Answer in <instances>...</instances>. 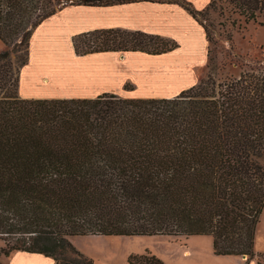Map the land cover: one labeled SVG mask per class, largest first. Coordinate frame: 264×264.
Wrapping results in <instances>:
<instances>
[{
	"label": "trees",
	"instance_id": "1",
	"mask_svg": "<svg viewBox=\"0 0 264 264\" xmlns=\"http://www.w3.org/2000/svg\"><path fill=\"white\" fill-rule=\"evenodd\" d=\"M226 1L246 23L264 0H0V264L14 252L56 264H93L77 236H211L216 256L255 253L264 208V70L209 77L170 99L27 100L19 96L36 28L68 6L177 4L195 19ZM75 53L158 56L175 41L141 31L95 30ZM14 53L16 54L15 59ZM128 264H166L146 252Z\"/></svg>",
	"mask_w": 264,
	"mask_h": 264
},
{
	"label": "crops",
	"instance_id": "2",
	"mask_svg": "<svg viewBox=\"0 0 264 264\" xmlns=\"http://www.w3.org/2000/svg\"><path fill=\"white\" fill-rule=\"evenodd\" d=\"M187 1L193 7L194 2L198 3L194 7L197 11H202L207 6V0ZM109 29L141 31L175 41L179 47L158 56L141 52L125 53L124 57L114 52L86 56L75 53L74 37L95 30ZM4 47L0 41V51ZM207 49L208 41L203 26L184 7L177 4L139 2L109 7L68 6L47 18L34 31L30 41L29 62L20 73L19 96L27 100H52L95 99L103 94H114L123 99H170L196 85L193 66L206 63ZM181 54L190 56L171 61L170 58L180 57ZM200 57L203 62L194 64L193 61ZM156 60L163 63L158 67L163 73L153 77L147 71L149 73L144 75L145 82L154 83V86H149L147 90H127V84L140 83L141 77L133 73L135 68L153 69L144 64ZM65 80L70 88L48 86ZM153 80L159 81L161 86ZM259 231L260 225H257L256 236H259ZM200 237L203 236L176 238H186L185 247L181 248L179 257H164L161 260L166 264H191L193 260L200 261V254L196 252L200 249L197 239ZM74 242L75 240L72 243L76 246ZM256 248L255 238V253L264 255L258 253ZM208 255L207 260L213 264H258L257 258L250 259L247 256H216L213 238L212 249ZM2 261L4 262L3 259ZM5 262L56 264L53 258L28 252H14Z\"/></svg>",
	"mask_w": 264,
	"mask_h": 264
},
{
	"label": "rangeland",
	"instance_id": "3",
	"mask_svg": "<svg viewBox=\"0 0 264 264\" xmlns=\"http://www.w3.org/2000/svg\"><path fill=\"white\" fill-rule=\"evenodd\" d=\"M210 3L207 0V6ZM198 4V3H197ZM194 2V5H198ZM194 6V7H195ZM195 7V8H196ZM202 10V11H203ZM195 19L206 32L208 41L207 61L204 65L193 66L196 76V85H199L209 77L217 82H224L229 79L238 78L243 74L256 70H264V18H259L258 22L246 23L245 19L238 14H234L232 7L223 1L218 3L216 9H210L207 14L198 15ZM6 46L3 51L6 50ZM121 57L125 53H120ZM190 55L181 54L180 57L173 56L171 61L175 62L179 58L185 59ZM16 54L14 53L13 59ZM197 58V57H196ZM124 59V58H123ZM194 64H201L202 57L194 60ZM142 63V62H141ZM139 63V64H141ZM161 61L145 62V66H150V70L135 68L134 75L140 78L139 85L127 84V90H147L154 83L145 82L144 75L151 72L153 77L160 76L163 72L159 70ZM167 64H170L167 62ZM157 67V68H155ZM149 71V72H147ZM66 82L67 81H63ZM160 87L159 81L153 80ZM260 225L259 236H256L258 253L264 254V208L261 213L258 227ZM199 241L200 261L193 260L191 264H213L207 260L212 249V238L203 236L197 238ZM75 247L93 260V264H128L131 255H143L146 252L157 256L159 259L167 257L175 259L179 257L181 248L185 247L186 238L176 239L170 236H133V237H105V236H77ZM73 244V243H72ZM4 248V241L0 238V249ZM13 254V253H12ZM11 254V255H12ZM10 255V256H11ZM9 256V257H10ZM8 257L3 256L4 264ZM163 261V260H162ZM264 264V257L259 258ZM164 262V261H163Z\"/></svg>",
	"mask_w": 264,
	"mask_h": 264
},
{
	"label": "bare ground",
	"instance_id": "4",
	"mask_svg": "<svg viewBox=\"0 0 264 264\" xmlns=\"http://www.w3.org/2000/svg\"><path fill=\"white\" fill-rule=\"evenodd\" d=\"M48 86L58 87L60 89L70 88V85L68 82L67 83L66 82L52 83V85L48 84Z\"/></svg>",
	"mask_w": 264,
	"mask_h": 264
}]
</instances>
